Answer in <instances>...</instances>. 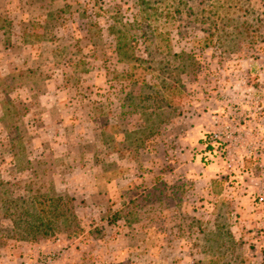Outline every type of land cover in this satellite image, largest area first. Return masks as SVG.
Wrapping results in <instances>:
<instances>
[{"label":"rangeland","instance_id":"rangeland-1","mask_svg":"<svg viewBox=\"0 0 264 264\" xmlns=\"http://www.w3.org/2000/svg\"><path fill=\"white\" fill-rule=\"evenodd\" d=\"M214 258L264 264V0H0V264Z\"/></svg>","mask_w":264,"mask_h":264},{"label":"built area","instance_id":"built-area-1","mask_svg":"<svg viewBox=\"0 0 264 264\" xmlns=\"http://www.w3.org/2000/svg\"><path fill=\"white\" fill-rule=\"evenodd\" d=\"M206 149L211 155L216 156L217 154H220L222 156L225 154V144L223 139L219 135L214 134L211 136L209 143H207Z\"/></svg>","mask_w":264,"mask_h":264},{"label":"trees","instance_id":"trees-1","mask_svg":"<svg viewBox=\"0 0 264 264\" xmlns=\"http://www.w3.org/2000/svg\"><path fill=\"white\" fill-rule=\"evenodd\" d=\"M147 5H150V4H147ZM142 28L144 29V26H142ZM146 41H147V39H146ZM53 201L54 202H62V199L59 198L58 200H53ZM236 260H235V262L233 264H244L242 261L241 262H237ZM198 264H203V262H199ZM207 264H221V262H220L219 258H214V259H211V260L207 261Z\"/></svg>","mask_w":264,"mask_h":264}]
</instances>
